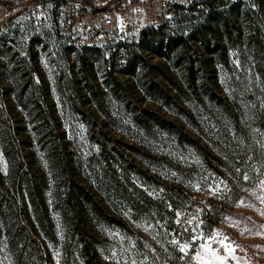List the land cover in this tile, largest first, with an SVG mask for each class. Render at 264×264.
Masks as SVG:
<instances>
[{"label":"rangeland","instance_id":"obj_1","mask_svg":"<svg viewBox=\"0 0 264 264\" xmlns=\"http://www.w3.org/2000/svg\"><path fill=\"white\" fill-rule=\"evenodd\" d=\"M23 1L0 0V174L9 182V148L44 185L51 236L27 207L43 264H85L56 210L52 141L127 226L88 217L100 264H220L205 248L223 264H264V0H190L117 56L61 43L24 13L9 19ZM169 187L185 209L162 203Z\"/></svg>","mask_w":264,"mask_h":264},{"label":"trees","instance_id":"obj_2","mask_svg":"<svg viewBox=\"0 0 264 264\" xmlns=\"http://www.w3.org/2000/svg\"><path fill=\"white\" fill-rule=\"evenodd\" d=\"M217 1L219 0H209L201 5L211 7ZM189 10L195 11V7ZM250 14V31L254 32L258 16L255 11H250ZM2 152L9 164V182H5V178L0 174V256L6 253L12 264H43V251L30 231L31 227L34 232V227L29 220L27 207L31 208L39 229L46 236H51L42 199L41 186L44 185L39 178L31 176L29 170L23 168L16 151L4 148ZM47 154L55 183L56 210L72 240L71 253L73 255L76 251L85 264H100L96 250L87 241V238H94L91 235L94 230L87 223L88 217L92 216L104 224L125 230L127 226L121 220L111 217L83 186L72 179L70 168L55 141H52ZM164 191L165 200L162 203L172 206L173 211L188 206L189 198L179 187L165 188ZM129 201L136 206L132 198ZM155 204L153 203V211L161 209L160 203Z\"/></svg>","mask_w":264,"mask_h":264},{"label":"built area","instance_id":"obj_3","mask_svg":"<svg viewBox=\"0 0 264 264\" xmlns=\"http://www.w3.org/2000/svg\"><path fill=\"white\" fill-rule=\"evenodd\" d=\"M190 0H24L8 16L24 13L34 27L64 44H99V53L117 56L144 27L173 25L172 13ZM3 8L0 5V11Z\"/></svg>","mask_w":264,"mask_h":264},{"label":"bare ground","instance_id":"obj_4","mask_svg":"<svg viewBox=\"0 0 264 264\" xmlns=\"http://www.w3.org/2000/svg\"><path fill=\"white\" fill-rule=\"evenodd\" d=\"M130 43H119V50H125L126 47L129 46ZM70 47L79 50V45L76 44H68ZM81 51H95L99 52V44H82Z\"/></svg>","mask_w":264,"mask_h":264},{"label":"snow or ice","instance_id":"obj_5","mask_svg":"<svg viewBox=\"0 0 264 264\" xmlns=\"http://www.w3.org/2000/svg\"><path fill=\"white\" fill-rule=\"evenodd\" d=\"M225 247H227V245H225ZM185 248H186V246H182L180 248V251L184 252ZM205 251L208 252L211 257L215 258L216 260H219L220 264H223V257L222 256L217 255L215 251H211V250H209L207 248H205ZM198 259H201V258L198 256ZM202 264H211V260L202 261Z\"/></svg>","mask_w":264,"mask_h":264}]
</instances>
